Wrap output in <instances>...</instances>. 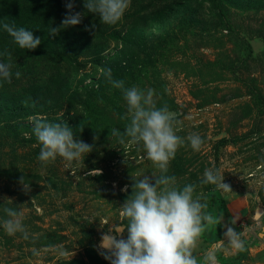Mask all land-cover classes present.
<instances>
[{
  "label": "rangeland",
  "instance_id": "obj_1",
  "mask_svg": "<svg viewBox=\"0 0 264 264\" xmlns=\"http://www.w3.org/2000/svg\"><path fill=\"white\" fill-rule=\"evenodd\" d=\"M66 2L0 0V60L12 66L11 82L0 79V218L3 207L22 210L29 232L24 239L0 226V264H110L102 235L126 223L120 207L134 178L154 183L160 174L142 144L109 135L129 120L122 91L101 69L125 87L153 89L157 107L178 113L176 134L204 140L199 151L179 147L167 173L181 187L196 184L194 196L217 221L197 239L198 264L209 252L217 264H264V0H131L115 25L75 0L82 22L50 36ZM3 23L31 30L41 44L19 48ZM35 117L66 122L93 150L43 164ZM206 168L231 191L202 184ZM228 227L241 233L243 250L228 244Z\"/></svg>",
  "mask_w": 264,
  "mask_h": 264
},
{
  "label": "clouds",
  "instance_id": "obj_2",
  "mask_svg": "<svg viewBox=\"0 0 264 264\" xmlns=\"http://www.w3.org/2000/svg\"><path fill=\"white\" fill-rule=\"evenodd\" d=\"M130 4L131 0H84L83 7L87 12L98 15L102 23L115 25L123 18ZM65 7L67 14L59 27L51 26L50 36L82 22L83 14L74 11L75 0H67ZM92 27L95 28V24ZM2 28L21 49L35 50L41 44V39L24 27L3 23ZM11 67L10 63L0 60V79L11 82ZM101 71L113 88L122 91L127 104V113L122 119L129 122L124 131L113 128L109 135L117 137L120 144H142L146 158L154 163L160 173L152 174L154 183L147 175L134 178L132 193L120 207V215L126 223L109 227L108 232L102 235L100 247L105 250L102 255L110 264H198L193 253L197 239L205 224L217 221L204 211L207 205L201 202V198L194 196L196 184L181 187L176 177L167 173L169 162L179 147L187 142L194 151H199L204 143L203 138L194 132L187 137L177 135L173 124L178 119V113L167 105L157 107L153 89L125 87L123 80L113 79L111 69ZM20 75V72L15 73L16 78ZM32 134L41 146L38 160L43 164L53 162L57 157L67 162L79 161L93 150L92 145L75 139L73 129L64 121L48 122L45 118L35 117ZM92 174H99V170H94ZM223 181L224 176L219 170L206 168L201 183L231 191ZM19 183L26 192L30 190L23 176ZM6 201L11 200L6 198ZM3 212L7 218H0V226L7 234L21 233L24 239H28L23 211L3 207ZM231 223L235 224V219ZM224 235L232 248H245L241 233L232 227H228ZM204 259L208 264H217L213 252L207 253Z\"/></svg>",
  "mask_w": 264,
  "mask_h": 264
},
{
  "label": "trees",
  "instance_id": "obj_3",
  "mask_svg": "<svg viewBox=\"0 0 264 264\" xmlns=\"http://www.w3.org/2000/svg\"><path fill=\"white\" fill-rule=\"evenodd\" d=\"M220 238V236H218V238L217 239H219Z\"/></svg>",
  "mask_w": 264,
  "mask_h": 264
}]
</instances>
